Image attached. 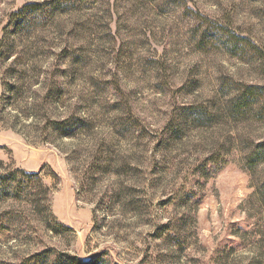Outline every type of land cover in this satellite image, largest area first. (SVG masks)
<instances>
[{
    "label": "rangeland",
    "instance_id": "rangeland-1",
    "mask_svg": "<svg viewBox=\"0 0 264 264\" xmlns=\"http://www.w3.org/2000/svg\"><path fill=\"white\" fill-rule=\"evenodd\" d=\"M51 1L0 0V41ZM55 4L0 57V173L49 194L0 203V264H264V60L218 35L264 51V0Z\"/></svg>",
    "mask_w": 264,
    "mask_h": 264
},
{
    "label": "trees",
    "instance_id": "trees-1",
    "mask_svg": "<svg viewBox=\"0 0 264 264\" xmlns=\"http://www.w3.org/2000/svg\"><path fill=\"white\" fill-rule=\"evenodd\" d=\"M56 0H52L46 4L44 3H30L27 4L20 11L15 12L12 15V19L5 29V34L0 41V57L8 58L12 57V49H9L7 46L6 34L8 33V29L11 26H16L17 28L22 23L23 19H25L26 14H36L39 12H44L46 7L55 8L57 4H55ZM49 4V5H48ZM47 5V6H46ZM59 5V4H58ZM193 13V12H192ZM196 18H200L201 16L196 13ZM222 28V26H220ZM219 28V27H218ZM218 35L222 39H226V41L231 45L233 49V53H239L240 55L244 54H253L258 59L264 60V51L260 49L254 42H252L248 38H244L242 36L237 35L235 32L230 30H225L224 32H218ZM4 47H7V50H4ZM9 49V50H8ZM239 87L236 88L235 94V104L234 108L237 111H244L246 107L251 105L254 107L258 101L264 100V85H243L238 84ZM59 129L63 126L58 122ZM256 153L258 155H264V142H262ZM255 157V156H254ZM252 158V157H251ZM47 188L42 184L40 177L37 173H30L24 170L16 169V170H5L3 173H0V203L7 199H12L15 201H29L35 202L37 196H45L44 198L48 200L49 194L47 193ZM41 201V200H40ZM49 257V256H46ZM42 258L35 257L28 259L26 264H41ZM57 260L61 264H87L82 263L77 258L69 255H60L57 257ZM94 264V263H88Z\"/></svg>",
    "mask_w": 264,
    "mask_h": 264
}]
</instances>
